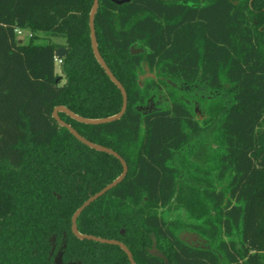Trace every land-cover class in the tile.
I'll list each match as a JSON object with an SVG mask.
<instances>
[{"label":"trees","instance_id":"trees-1","mask_svg":"<svg viewBox=\"0 0 264 264\" xmlns=\"http://www.w3.org/2000/svg\"><path fill=\"white\" fill-rule=\"evenodd\" d=\"M99 1V51L127 92V111L104 125L59 116L117 152L129 171L82 213L79 232L124 243L136 264H166L150 254L154 239L168 264H264V0ZM93 3L0 0V264H54L52 237L57 249L66 239L65 263L130 264L120 247L72 232L75 212L122 174L120 161L53 118L59 106L87 119L122 109L121 91L93 53ZM18 29L32 34L29 44L17 39ZM60 48L67 54L59 66ZM146 67L207 99L229 88L227 108L212 105L223 112L216 168L220 180L230 177L226 191L205 189L194 175L201 169L190 158L210 148V130L194 117L193 93L168 86V107L157 101L159 109L140 110L158 86L141 80ZM197 136L204 141L191 152ZM175 203L192 223L162 218ZM184 230L218 240L226 262L182 240Z\"/></svg>","mask_w":264,"mask_h":264},{"label":"water","instance_id":"water-1","mask_svg":"<svg viewBox=\"0 0 264 264\" xmlns=\"http://www.w3.org/2000/svg\"><path fill=\"white\" fill-rule=\"evenodd\" d=\"M111 2H113L116 5L122 6L124 4H128L130 3L132 0H110ZM163 1H171V0H163ZM93 7L90 13V29H91V43H92V49H93V53L94 56L97 60V62L100 64V66L104 69L105 73L107 74V76L109 77V79L117 86V88L121 91V94L123 96V106L121 111L114 116L108 117V118H103V119H87V118H83L79 115H76L75 113H73L72 111H70L68 108L63 107V106H59L56 107L54 109L53 112V118L57 121V123L63 127L66 128L67 130H69V132L78 140L80 141L82 144L86 145L87 147H89L90 149H93L97 152H102V153H106L109 154L113 157H115L117 160L120 161L122 167H123V172L122 174L116 179L114 180L112 183H110L109 185H107L105 188H103L100 192L96 193L95 195L91 196L73 215L72 217V232L73 234L80 240H88V241H94L97 243H101V244H108V245H114V246H118L120 247L125 254L127 255L130 264H136L132 253L130 252V250L127 248V246L118 241V240H109V239H103L100 237H96V236H92V235H84L81 234L79 232L78 229V219L79 217L82 215V213L94 202H96L98 199H100L101 197L105 196L109 191L113 190L114 188H116L118 185H120L123 180L126 178L129 168L127 163L125 162V160L115 151H113L112 149H109L107 147H103L101 145L92 143L90 141H88L87 139H85L83 136H81L71 125L67 124L66 122H64L59 114L60 113H65L67 116H69L70 118H72L73 120L80 122L82 124H86V125H104V124H108V123H112L115 121L120 120L124 114L127 111V107H128V96H127V92L125 90V88L123 87V85L118 81V79L114 76V74L112 73V71L109 69V67L107 66V64L105 63L104 59L102 58L100 51H99V47H98V41H97V36H96V31H95V18L96 15L98 13L99 10V6H100V1L99 0H93ZM134 54H137L138 51H133ZM67 54V50L66 48H60L56 51V57H58L59 59H62L64 56H66ZM141 79H143V77H141ZM66 238V237H65ZM199 236H197L196 234H194V239L198 240ZM52 242L55 241V238L52 237ZM153 248L150 251V254H152L153 256H158L159 258L163 259L166 263H167V259L165 258V256L163 254H161L156 246V240H153ZM67 247V241L66 239L64 240L63 243V247L62 249L59 250V252L57 253V255L54 257V264H81L79 263H65L63 256H64V250ZM55 251V247L53 246V249L50 253V256H52L54 254Z\"/></svg>","mask_w":264,"mask_h":264},{"label":"rangeland","instance_id":"rangeland-1","mask_svg":"<svg viewBox=\"0 0 264 264\" xmlns=\"http://www.w3.org/2000/svg\"><path fill=\"white\" fill-rule=\"evenodd\" d=\"M30 32L26 31L22 36H17L18 40L23 41L25 44H29L31 41V37H30ZM41 37V36H40ZM53 41H57L61 44H64V40L63 39H54ZM36 42L38 43H45L46 41L43 39H38ZM138 53H140V51H138ZM58 72H60V69L58 70ZM152 73V72H151ZM153 73L156 75V77H160L158 76V72L157 70H154ZM145 81V80H144ZM143 81V82H144ZM164 86V83L162 84ZM199 89H201L200 87H198ZM229 88H226L225 90L220 91V94L217 95L219 96L218 98L212 100V99H207L205 98V96L201 97V96H197L195 93L199 92V91H194V95L192 96V99H190L192 101V106H191V110L194 114V116H197V121L199 123L202 124V126H204L205 128H208L210 131V138L208 141L209 147L208 148V152L207 151H199V154H197L196 157H194L196 163H198V165L200 166V171H198V173L194 174L203 184V187L205 189L208 190H217V191H226V189L228 188L229 185V180L230 177H225L223 180H220L218 178V174L219 171L217 170V158L220 154L224 153V146L221 143L222 140L220 138L219 135V123L222 120V114L223 112H221L219 115H217L215 108L212 106L214 103L219 102L221 106H223L224 109L227 108L228 103L230 102V98L231 95L228 92ZM156 93V92H155ZM200 93H198L199 95ZM202 99V100H201ZM159 99H155V102H157ZM194 101H197L200 106L199 108H196V106L194 105ZM159 102V101H158ZM161 102V106L160 107H168L169 103H166L164 101H160ZM196 110L199 111V116L196 114ZM145 111V110H144ZM201 116V117H200ZM198 137V136H197ZM195 138L192 143L190 144L189 149L191 150V152L195 151L196 148H200V143H202L204 140V138L201 136L200 138ZM192 147V148H191ZM193 149V150H192ZM195 154V153H194ZM197 165V166H198ZM193 166V165H192ZM194 171V170H192ZM185 175V174H183ZM178 203H175L171 206L170 209L168 210H163L160 212L162 218H164V220L166 222H171V221H180L182 223H192V221L190 220L187 212L181 208V206H178ZM200 239V238H199ZM226 240L228 239V237H226L225 235L221 237V240ZM205 248H210L213 249L219 256L220 259L222 261V263H225L226 260L223 257V255L220 253L217 243L218 240H209V239H205ZM57 247V246H56Z\"/></svg>","mask_w":264,"mask_h":264},{"label":"flooded vegetation","instance_id":"flooded-vegetation-1","mask_svg":"<svg viewBox=\"0 0 264 264\" xmlns=\"http://www.w3.org/2000/svg\"><path fill=\"white\" fill-rule=\"evenodd\" d=\"M171 1H174V0H171ZM141 77H143V79H141L142 81L152 78V79H156V81L158 83V86H156V87L153 88V92H156V93L153 95V97L151 99H149V104L146 107H144V108H140V110H145V112H147V111L150 112L152 110L159 109L156 106L155 99H159L158 101H163V103H164V101L166 103L169 102V98H168V89L169 88H168V86L173 87L174 89H176L180 93L186 92V93L190 94L189 91L191 93H193V89L191 90V88H189L188 86L187 87L177 86V85L171 83V81L166 80L165 78H162V77L157 78L156 75L153 72L151 73V71L149 70L148 67H146L145 73ZM161 82H163L165 85L163 86ZM196 88H198V87L196 86ZM195 94L197 96H199L198 95V92L195 93ZM193 95H194V93H193ZM201 97H203V95H201ZM194 105L196 106V108H199V106H200V104L197 101H194ZM196 114L199 116L200 115L199 114V111L196 110ZM194 117H195V119H197V116H194ZM196 156H197V154H194L190 158V161L194 162L195 161L194 157H196ZM194 234H196L197 236H199L195 232L188 231V230H184V231H182L180 233V237H181L182 240H184L185 242H187L188 244H190V245H192L194 247H197V248H205V242H206L205 239L202 238L201 236H199L200 239L198 238V240H195L194 239ZM53 246L55 247V251H54V254L51 257H53V259H54V257L57 255V253L59 252V250L62 249L63 246H61L60 248L57 249L56 244H54V242H53ZM166 264H168V263H166Z\"/></svg>","mask_w":264,"mask_h":264},{"label":"built area","instance_id":"built-area-1","mask_svg":"<svg viewBox=\"0 0 264 264\" xmlns=\"http://www.w3.org/2000/svg\"><path fill=\"white\" fill-rule=\"evenodd\" d=\"M26 31L22 30V29H18L16 31L17 36H22ZM30 37H32V34H30ZM56 63L60 66L62 64V59H59L58 57H56Z\"/></svg>","mask_w":264,"mask_h":264}]
</instances>
